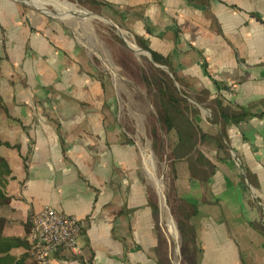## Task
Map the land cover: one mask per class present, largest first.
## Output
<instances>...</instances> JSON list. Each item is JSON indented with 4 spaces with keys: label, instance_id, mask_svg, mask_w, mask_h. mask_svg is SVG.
Wrapping results in <instances>:
<instances>
[{
    "label": "crops",
    "instance_id": "0c3cea01",
    "mask_svg": "<svg viewBox=\"0 0 264 264\" xmlns=\"http://www.w3.org/2000/svg\"><path fill=\"white\" fill-rule=\"evenodd\" d=\"M58 2L86 31L84 16L129 30L192 86V98L205 90L223 103L216 112L230 155H178L171 169L180 251L187 239L195 264H264V0ZM51 19L0 10V44L10 51L0 64V158L9 171L0 202V250L9 251L0 264H36L29 235L46 207L85 222L78 252L58 250L50 264H167L160 200L137 148L85 48Z\"/></svg>",
    "mask_w": 264,
    "mask_h": 264
},
{
    "label": "rangeland",
    "instance_id": "374dc122",
    "mask_svg": "<svg viewBox=\"0 0 264 264\" xmlns=\"http://www.w3.org/2000/svg\"><path fill=\"white\" fill-rule=\"evenodd\" d=\"M29 1H37L39 6L32 5ZM58 1L0 0V10L5 4L15 6L19 12L38 9L71 32L74 42L85 48L91 71L97 79L102 80L110 96L109 104L118 113L120 127L125 130L130 141L137 148L143 162L148 187L159 197L161 206L159 223L161 222L163 226L162 235L167 236L171 246L170 260L167 264H195L191 257V242L186 239L180 251V237L176 225L177 203L172 183L174 174L171 169L174 163H177L178 155L198 156L202 153L208 154L215 149L223 155H230L225 140L224 124L219 120L216 112V109L220 111L223 108V103L216 102V97L210 99L205 90H199L200 96L192 98L190 96L192 86L183 87L178 83L171 69L166 67L165 60L151 51L140 37L133 35L129 30L106 19L104 21L102 17L84 16L83 20H88L86 31L84 26L82 27L80 18L78 20L68 15L63 16L65 10ZM88 7L90 12L97 14L95 5L88 4ZM1 30L3 31V28L0 24V32ZM136 38L141 42L137 44ZM10 40L8 42H15V39ZM3 42L5 43L4 40ZM142 43L147 50L140 46ZM133 47L139 49V52L137 53ZM152 53L162 61V64L154 62ZM9 54L6 45L4 44L2 48L0 44V64L1 57L7 58ZM170 86L174 87V91L169 89ZM10 88L13 89L12 84ZM163 105L173 114L170 117L173 124H183L186 119L192 127V130L182 137V143L186 144V147L177 145L179 140L173 132L167 131V128L162 126L161 117L157 112H161L160 107ZM196 118L202 119L203 129L197 126ZM165 197L166 206L163 202ZM161 255L165 262L164 251Z\"/></svg>",
    "mask_w": 264,
    "mask_h": 264
},
{
    "label": "built area",
    "instance_id": "2783aa9c",
    "mask_svg": "<svg viewBox=\"0 0 264 264\" xmlns=\"http://www.w3.org/2000/svg\"><path fill=\"white\" fill-rule=\"evenodd\" d=\"M84 228V220L46 207L32 220L28 254L36 264H50L58 250L77 253Z\"/></svg>",
    "mask_w": 264,
    "mask_h": 264
},
{
    "label": "trees",
    "instance_id": "16d2710c",
    "mask_svg": "<svg viewBox=\"0 0 264 264\" xmlns=\"http://www.w3.org/2000/svg\"><path fill=\"white\" fill-rule=\"evenodd\" d=\"M136 41H137V44H138V42L140 40L138 41V39L136 38ZM140 46L142 48L144 47V49L147 50V47L145 46V44L142 43V45L140 44ZM152 57H153L154 62H156L158 64H162V61L154 53H152ZM166 82H168V80ZM169 89L171 91L173 89V91H174V87L173 86H170ZM164 90H165V87L163 88V91ZM160 108H161V112L158 111L157 112V115L161 117L162 126H165V128H167V131L169 130V131L173 132V134L176 136V139L177 140L182 141V139H183L182 137L185 134H187L190 130H192V127L190 126V124L188 123V121L186 119H184L185 120V123H183V124H180V123L173 124V122H171V120H170V117L173 114L170 113L167 110V106H164L163 105ZM0 109H3V104H2L1 98H0ZM221 117H222V119H225L226 116L224 114H222ZM151 136L153 137V134H151ZM155 136H157V135L155 134ZM0 145H1V143H0ZM152 146H153V149L155 150V146L153 144H152ZM160 161H161V159H160ZM8 173H9V171H8L7 165L0 158V202H1L2 197H3L2 188H3L4 177ZM153 211H154V215H156L157 214V209L154 206H153ZM179 230H180V234H183V228L181 226L179 227ZM8 251H9V247H7L6 249L0 250V253H8ZM6 258H7V256H4L3 258H0V260L6 259ZM12 264H23V259H19V260L13 262Z\"/></svg>",
    "mask_w": 264,
    "mask_h": 264
},
{
    "label": "bare ground",
    "instance_id": "6f19581e",
    "mask_svg": "<svg viewBox=\"0 0 264 264\" xmlns=\"http://www.w3.org/2000/svg\"><path fill=\"white\" fill-rule=\"evenodd\" d=\"M30 3H31V1H30ZM33 4H35V5H38V3H37V1H33ZM39 6V5H38ZM73 9V8H72ZM80 13H82V12H80ZM85 14V13H84ZM79 17V16H78ZM82 17V16H81ZM80 17V18H81ZM86 26V25H85ZM132 45V44H131ZM133 49L138 53L139 52V49H137V48H135V47H133ZM105 65V64H104ZM172 228V227H171Z\"/></svg>",
    "mask_w": 264,
    "mask_h": 264
}]
</instances>
